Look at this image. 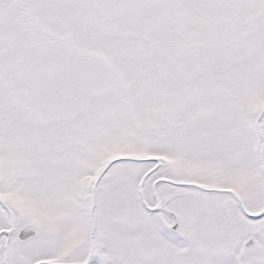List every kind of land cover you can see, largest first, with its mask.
Returning <instances> with one entry per match:
<instances>
[{"label":"snow or ice","instance_id":"1","mask_svg":"<svg viewBox=\"0 0 264 264\" xmlns=\"http://www.w3.org/2000/svg\"><path fill=\"white\" fill-rule=\"evenodd\" d=\"M0 264H264V0H0Z\"/></svg>","mask_w":264,"mask_h":264}]
</instances>
